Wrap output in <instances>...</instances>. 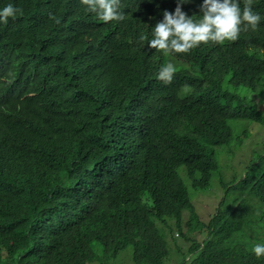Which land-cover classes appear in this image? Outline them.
Returning <instances> with one entry per match:
<instances>
[{
    "label": "trees",
    "instance_id": "trees-1",
    "mask_svg": "<svg viewBox=\"0 0 264 264\" xmlns=\"http://www.w3.org/2000/svg\"><path fill=\"white\" fill-rule=\"evenodd\" d=\"M184 2L199 21L203 0ZM11 3L22 14L0 22V264H113L127 248L133 264H264L252 251L264 245V154L225 185L202 239L182 231V174L207 189L229 120L263 122L252 97L264 96V0H252L254 31L171 55L147 44L177 0H120L124 19L108 23L80 0L0 10Z\"/></svg>",
    "mask_w": 264,
    "mask_h": 264
},
{
    "label": "clouds",
    "instance_id": "clouds-1",
    "mask_svg": "<svg viewBox=\"0 0 264 264\" xmlns=\"http://www.w3.org/2000/svg\"><path fill=\"white\" fill-rule=\"evenodd\" d=\"M80 3L87 6L86 10L91 12L95 21L108 23L124 19L119 11L120 0H80ZM183 3L184 0H177L174 12L164 11L163 19L154 26L153 38L147 44L149 49L171 55L190 53L198 46L231 43L239 38L242 25L244 31L249 28L254 31L261 19L252 9V0H245L243 9L240 0H203L199 6L202 14L199 21H194L182 11ZM19 14H22V9L13 3L8 4L0 10V22L7 24L9 18ZM175 72V66L168 63L159 70L157 80L170 84ZM252 251L257 258L264 256V245L257 244Z\"/></svg>",
    "mask_w": 264,
    "mask_h": 264
},
{
    "label": "rangeland",
    "instance_id": "rangeland-1",
    "mask_svg": "<svg viewBox=\"0 0 264 264\" xmlns=\"http://www.w3.org/2000/svg\"><path fill=\"white\" fill-rule=\"evenodd\" d=\"M252 98L259 102L258 108L263 117V122L258 123L259 121L248 118L229 120L232 138L228 144L218 146L215 149L218 169L212 176L211 185L205 190H194L182 174L189 188L193 205L192 214L195 217L193 219L191 213L188 216V212H185V217L189 220L191 219V222L189 230L184 225L182 231L190 239H202L204 237L203 232H200L201 227L204 225L202 228L203 231L207 223L218 211V208L225 206V204L221 205V201L224 199L226 192L225 185L241 178L249 164L264 154V96L258 94L257 96L253 95ZM182 169L184 167H180L179 171ZM249 201L253 205L256 204L254 198H250ZM255 226V237H259V232L264 235V220L262 224L256 220ZM177 232L175 230L174 234L181 241L182 237L177 235ZM249 235L252 236L250 233ZM125 253H128L130 256ZM130 257L131 249L127 248L117 258L113 259V264H133ZM175 259L177 258L174 257L170 264H179V262H175Z\"/></svg>",
    "mask_w": 264,
    "mask_h": 264
}]
</instances>
